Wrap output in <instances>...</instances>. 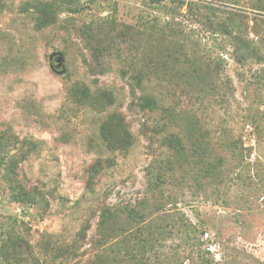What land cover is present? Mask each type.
<instances>
[{
    "label": "rangeland",
    "instance_id": "obj_1",
    "mask_svg": "<svg viewBox=\"0 0 264 264\" xmlns=\"http://www.w3.org/2000/svg\"><path fill=\"white\" fill-rule=\"evenodd\" d=\"M30 1L0 0V264L8 232L11 264H85L101 209L141 199L200 226L210 264H264V0H57L40 29ZM180 242L159 264H202Z\"/></svg>",
    "mask_w": 264,
    "mask_h": 264
},
{
    "label": "trees",
    "instance_id": "obj_2",
    "mask_svg": "<svg viewBox=\"0 0 264 264\" xmlns=\"http://www.w3.org/2000/svg\"><path fill=\"white\" fill-rule=\"evenodd\" d=\"M150 1L153 3H161L167 0ZM168 1L173 2L176 0ZM54 3H58V1L33 0L28 3V6L36 13V28L40 29L56 22L55 18L57 14L53 11ZM180 3H183L182 0H180ZM60 4H64L65 10L72 13L80 11L82 6L80 0H64L60 2ZM87 103L94 104L95 97L93 96L92 100ZM148 104L149 102L147 101V103H141L139 106L142 107ZM105 139H107V137H105ZM31 146L35 148L36 143H31ZM16 164V160H10L7 163V176L14 173ZM212 166V164H207L204 168L206 169L204 173L207 176H217L218 173L215 171L216 168H212ZM158 179L160 180V177H158ZM10 187L11 199L14 202L29 206L35 201L36 195L29 193L22 185L14 183L11 184ZM154 208H156L154 205L151 208L146 199L123 205L118 209H113L109 206L103 207L97 222V231L99 233L98 241L99 244L104 246L103 251L85 264H159L158 259H160L161 253L156 252V244H161L163 238L167 235L171 236V234H178L181 239L180 244L178 243L176 245L177 247L172 248L170 252L171 258L178 260L180 257L178 252L185 251L186 247H189L190 252H193L194 250L192 249L196 248L197 251L195 254L202 259V264H210V260L205 255L209 253L208 247L202 250L200 247V236L203 234L201 227H195L183 221L177 226V231L175 232L168 224L165 225L156 221L154 215H152V209ZM78 237L80 238V234ZM15 240V234L8 232L3 243V260H5L7 264H11L10 259L13 257V254L10 253V248L13 247ZM78 240L75 239L70 243H60L56 245V247H53V249H56L55 258L61 257L62 259H67L69 257H75L77 249L79 248ZM187 255L188 261L186 264H194V257L191 256L190 253ZM163 256L165 257V255ZM14 259L15 264H20V261L16 259L15 255ZM35 264L40 263L36 261Z\"/></svg>",
    "mask_w": 264,
    "mask_h": 264
},
{
    "label": "water",
    "instance_id": "obj_3",
    "mask_svg": "<svg viewBox=\"0 0 264 264\" xmlns=\"http://www.w3.org/2000/svg\"><path fill=\"white\" fill-rule=\"evenodd\" d=\"M61 60H62L61 56L57 55L56 61H57L58 65L61 63Z\"/></svg>",
    "mask_w": 264,
    "mask_h": 264
}]
</instances>
